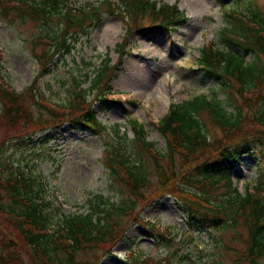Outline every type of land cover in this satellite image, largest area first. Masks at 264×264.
Here are the masks:
<instances>
[{
  "label": "trees",
  "instance_id": "obj_1",
  "mask_svg": "<svg viewBox=\"0 0 264 264\" xmlns=\"http://www.w3.org/2000/svg\"><path fill=\"white\" fill-rule=\"evenodd\" d=\"M241 1L232 0L231 5ZM243 1L248 3L246 13L225 11L223 26L217 32L225 47L217 49L210 43L200 50L198 65L206 76L221 80L219 88L209 95H196L172 105L170 113L157 124L166 141L165 152L160 153L155 145L146 141L145 131L136 121H130L131 140L116 132L117 138L126 141L128 146L121 143L114 146L104 164L111 180L130 199L114 203L110 197L97 195L89 200L90 210L86 214L63 216L58 228L52 231L49 229L51 203L42 196L38 176H25L20 169L5 174L2 151L12 141L25 146L35 133L58 128L64 122L93 132H100L102 126L91 109L87 91L79 89L73 92L67 104L52 108L38 103L32 92L34 86L21 94L9 90L0 73V131L4 132L0 135V264H25L21 253L24 248L29 253L28 264H97L121 238L127 222L137 220L134 216L137 207L151 200L145 193L151 194L154 200L165 194L181 193L184 197L177 196V199L189 227L213 228L223 221V230L237 227L244 230L243 251L236 255L233 264H259L264 260V198L261 197L264 182L259 180L252 191L241 194L231 189L228 174H220L230 172L236 160L251 150L253 142L264 145V9L258 8L257 0ZM69 2L0 0V17L15 13L32 22L55 25V30L50 28L52 33L39 39V43L46 44L47 40L51 44L50 49L37 57L41 65L48 64L62 51L68 54L78 34L98 26L103 14L127 18V36L134 29L142 28L145 19L150 27H168L187 20L176 5L150 0H117L116 5L104 0L78 8L69 7ZM127 36L117 44L118 63L112 66L110 60L105 59L89 79L88 94L100 102L101 110L113 103L103 95L111 89L112 72L122 64ZM236 50L248 53L249 59L245 60ZM29 98L38 109L36 117L26 109L25 102ZM44 116L46 119H38ZM211 130L220 131L221 137L208 139ZM176 157L178 165L174 163ZM150 163L154 165L152 174L149 173ZM181 184L192 188L191 194L183 192ZM222 187L226 189L224 194H229L224 204L211 203ZM7 223L12 231L3 227ZM142 224L156 237L152 225ZM7 236H16L23 244L17 246L13 238H3ZM242 236L235 233L233 242ZM156 238L164 240L161 234ZM87 252H94L95 262L81 258ZM128 262L162 264L150 258H131Z\"/></svg>",
  "mask_w": 264,
  "mask_h": 264
},
{
  "label": "rangeland",
  "instance_id": "obj_2",
  "mask_svg": "<svg viewBox=\"0 0 264 264\" xmlns=\"http://www.w3.org/2000/svg\"><path fill=\"white\" fill-rule=\"evenodd\" d=\"M71 1L73 6L79 7L104 0ZM156 1L163 4L176 2L188 21L175 27L173 32L159 28H136L127 39L128 53L110 82L109 94L119 102L107 105L104 110L99 107V102L93 106L104 132L93 135L70 122H64L59 128H46L35 133L25 146L12 141L2 151L1 161L5 164V174L10 170L20 169L26 176L40 177L38 181L44 184V197L51 203V229L61 223L63 216L86 214L90 210L89 200L97 195L110 197L114 203L130 199L111 180L104 164L108 152L114 146H119L120 143L127 145L123 139H116L114 129L119 136L125 135L127 140H131L133 134L130 121H136L143 125L146 140L153 143L160 153H164L165 140L154 125L167 114L171 105L180 104L196 95H209L221 84L220 79L206 76L197 66L199 50L203 46L212 42L217 49L225 47L217 37L225 18L220 0ZM225 2L228 4L230 0ZM256 5L262 11L264 0H257ZM247 6V2H242L230 5V8L245 13ZM51 27L55 30L53 24L46 26L40 21L32 22L15 13H11L9 18L0 17V65L4 80L11 89L20 92L35 81V86L40 90H35L38 100L44 99L48 106L59 107L67 104L70 96L79 88L85 89L88 94L89 79L105 59H109L112 65L116 63L117 44L121 42L129 26L118 16L103 14L101 24L78 35L79 39L69 54L56 56L51 64L42 68L37 56L49 47L39 43L38 39L52 33ZM110 28H113V32ZM236 52L245 60L249 59L248 53ZM140 70L149 74V89L140 80L144 79ZM159 83L169 101L166 111L157 112L151 95ZM219 96L222 98L223 94L220 93ZM30 100L32 99L25 102L26 109L36 117L38 109ZM1 108L0 102V110ZM40 118L46 119L45 116L38 119ZM1 134L4 132L0 131ZM210 134V140L222 135L218 130H211ZM164 162L165 160L162 164ZM174 163L179 164L177 157ZM153 168V163H150V174ZM220 174H228L231 187L244 194L259 180L264 181V147L253 143L251 151L239 159L230 172ZM222 191L224 189L220 190ZM145 196L151 200L138 206L142 207L137 211L138 219L129 223L111 253L101 257L97 264H129L126 259L131 255L138 259H167L168 264H233L236 255L243 251L245 231L241 228L223 230V223L215 228H191L187 225L183 207L174 199V194H165L155 200L151 194L145 193ZM211 200L214 204L221 205L226 198L223 194H217ZM5 201L7 202L6 199ZM144 221L154 223L160 233L166 234L169 231L172 242L157 243V239L141 224ZM3 227L12 231L9 223ZM235 233H242V239L237 238L239 241L233 242ZM3 238H13L17 246L23 244L16 236ZM225 245L228 249H224ZM21 253L25 264H28L27 249H22ZM93 253L87 252L81 258L95 262L96 255ZM259 264H264V260H260Z\"/></svg>",
  "mask_w": 264,
  "mask_h": 264
},
{
  "label": "bare ground",
  "instance_id": "obj_3",
  "mask_svg": "<svg viewBox=\"0 0 264 264\" xmlns=\"http://www.w3.org/2000/svg\"><path fill=\"white\" fill-rule=\"evenodd\" d=\"M113 28H110V31H112ZM141 71V76L144 77V79L142 80L140 78L141 81H143L146 85L145 87L147 89H149L150 86V77H149V74L147 72H145L144 70H140ZM143 93V92H142ZM151 98H154V101H152V103L155 105L156 104V109H157V112H160V111H166L167 110V106H168V96L167 94L165 95V93L163 92V87L160 86V83H159V86H156L154 89H153V93L151 95Z\"/></svg>",
  "mask_w": 264,
  "mask_h": 264
}]
</instances>
